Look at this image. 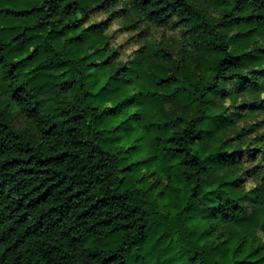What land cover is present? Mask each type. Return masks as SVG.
Returning <instances> with one entry per match:
<instances>
[{
  "label": "trees",
  "instance_id": "obj_1",
  "mask_svg": "<svg viewBox=\"0 0 264 264\" xmlns=\"http://www.w3.org/2000/svg\"><path fill=\"white\" fill-rule=\"evenodd\" d=\"M5 2L0 264H264V0Z\"/></svg>",
  "mask_w": 264,
  "mask_h": 264
},
{
  "label": "rangeland",
  "instance_id": "obj_2",
  "mask_svg": "<svg viewBox=\"0 0 264 264\" xmlns=\"http://www.w3.org/2000/svg\"><path fill=\"white\" fill-rule=\"evenodd\" d=\"M33 1V0H31ZM2 8H4L5 10H20V9H25L27 6L24 4H20L18 2H5L2 6H0ZM4 10V11H5ZM149 33L157 38H160L162 35V30L158 29V30H149ZM245 100H250L252 99L249 97H239L238 101L242 102ZM227 103H230V101H228ZM241 126L243 125H250V124H254L255 125V131H254V135L256 134H260L264 129V127L260 130L258 129L259 125H264V112L261 111H255L252 112L248 117H246L245 121H242L239 123ZM261 131V132H260ZM264 131V130H263ZM84 244H87V241L84 242Z\"/></svg>",
  "mask_w": 264,
  "mask_h": 264
}]
</instances>
